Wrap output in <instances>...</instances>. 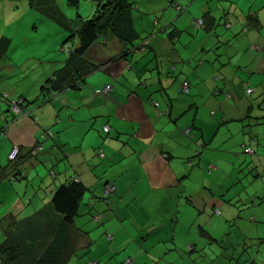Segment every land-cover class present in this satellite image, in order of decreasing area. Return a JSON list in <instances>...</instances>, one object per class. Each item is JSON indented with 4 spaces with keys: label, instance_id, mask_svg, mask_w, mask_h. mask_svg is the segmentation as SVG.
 I'll list each match as a JSON object with an SVG mask.
<instances>
[{
    "label": "crops",
    "instance_id": "crops-1",
    "mask_svg": "<svg viewBox=\"0 0 264 264\" xmlns=\"http://www.w3.org/2000/svg\"><path fill=\"white\" fill-rule=\"evenodd\" d=\"M172 1L174 0H144L154 7L147 6L143 10L146 14L148 11L162 13L161 20L159 21L160 17H156L158 20L152 19L151 26L158 27L163 23V28L168 31L166 38L164 35L140 36L146 38L140 42V47L132 48L110 32L100 36L88 52V57L99 67L86 76L79 87L54 93L46 102L38 101L41 85L55 70L64 66L67 54L63 48L71 45L69 42L58 50L63 53L62 58L55 54L48 56L47 63L44 62L37 68L38 73L32 76L31 89L21 88L18 92L14 90L6 93L8 99L21 97L31 102L25 108L26 115L9 118L7 121H3L2 117L6 115L1 116L0 128L6 129L0 130V148L3 151L0 152V164L7 163L3 162L4 156H7L14 143L20 146L21 154L27 153L38 141L42 146V151L25 159L21 165L25 179L30 176L29 170H33L30 181L22 183L24 179H5L0 183V187L7 188V192L13 193L14 198L22 193L21 200L27 199L18 211V218L30 216L47 205L54 188L67 178L75 176L92 189L86 192L83 202L88 204L94 198L92 201L96 214L101 215L100 212L108 208L110 203L133 205L134 209H129L130 213L133 212V221L140 227L146 223L150 226L144 228L154 231L156 228H164L167 223H161L165 218H158L154 223L153 210L158 212L163 205L180 207L181 179L189 176L185 174L187 165L191 167L193 162L199 164L203 159L200 169L204 176L214 170L228 178L229 174L222 170L228 169L229 173L235 167L246 170L245 165L251 166L248 169L250 172H255L252 174L254 179L264 174V135L257 128L246 131V126L249 127V120L246 119L264 116V89L258 95L263 96L262 100L257 99L247 105L243 103L247 98L245 96L258 94L257 85L264 88V28L257 30L246 27L244 18L247 12L254 13L261 24L264 21V0H226L224 4L223 0H219L215 6L213 2L206 0H176L180 5V13L184 15L188 12L186 20L189 21V26L193 19L210 12L213 23L207 32L214 30L216 36V30L211 27L219 25L231 14L234 25L230 21L224 22L229 24L228 28L241 30L240 36L236 38H240L242 46H247V49L232 59L235 65L233 67H222L223 64L208 54H198V58H194L195 53L191 57L186 56L190 51L187 32L177 30L172 24L175 19L171 22L165 17L173 8L177 9L175 5H171ZM140 3H136L137 9H141ZM157 3L161 7H155ZM144 18L146 19L145 16ZM134 27L139 35L148 28L139 18L135 20ZM163 28L160 27L159 30ZM205 45V40H200L196 48L203 50L202 47H208ZM53 46L52 49L56 50V45ZM156 47L167 51L159 52ZM4 58L10 60L7 55ZM229 59L231 58L226 57L223 62L227 64ZM18 67L24 72L26 69L32 70L34 65L26 63ZM227 67L231 68L230 71ZM10 76H2L0 80L11 79ZM21 76L26 79L24 74ZM236 77L246 79L241 82L243 99L237 97V88H234L233 81ZM184 80L190 84V92L186 94L180 92ZM106 84L111 85L109 94L102 92ZM247 88H252V92L246 94ZM150 97L158 103L157 107L148 101ZM167 110L168 115L163 113ZM211 110H214L212 115ZM232 122L245 123L241 130L234 125L243 135V140L240 141L241 136L237 139L240 141L235 158L237 161L232 159L229 154L232 153L231 149L226 145L227 140L231 141L233 133L230 128H222ZM105 125L108 126L107 132L103 131ZM187 129H190L188 135L185 134ZM42 134L47 139L41 142ZM240 143L250 145L253 152L242 153ZM215 173L214 180L217 177ZM260 180L263 189L264 177ZM105 182L115 186L108 196L107 204L99 199ZM28 185L31 187V197ZM15 193H18L17 196ZM210 195L211 197L207 195L209 200H216L217 195L213 192ZM33 197L36 198L35 202H32ZM219 202L222 207L219 214L224 212L228 221L231 211L226 206L229 205L223 199ZM26 203L30 206L26 207ZM212 203L214 206L216 202ZM204 205L206 206V202ZM101 206H104L103 210ZM99 209L100 212L97 211ZM143 209L147 210L149 216L137 217ZM212 213L214 214V210ZM81 214L82 223L87 222V206H83ZM108 216L109 213L104 214V217ZM150 220H153L151 224ZM3 225L1 222L0 226ZM202 229L208 231L206 228ZM144 241L147 242L146 239Z\"/></svg>",
    "mask_w": 264,
    "mask_h": 264
},
{
    "label": "rangeland",
    "instance_id": "rangeland-1",
    "mask_svg": "<svg viewBox=\"0 0 264 264\" xmlns=\"http://www.w3.org/2000/svg\"><path fill=\"white\" fill-rule=\"evenodd\" d=\"M206 1L213 2L215 6L219 0ZM225 1L223 0V4ZM230 1L237 2L235 0ZM135 2L140 3L141 9L133 11L134 20L139 18L141 23L148 26L143 34L140 33V36L153 35L154 37L159 35L160 37V35H164L166 38L168 31L159 30L160 27L163 28V23H160L158 27L151 26L152 19L155 20L156 17H160V21L163 16L162 13L148 11L149 13L146 14L143 10L147 6H153L145 3L144 0H135ZM157 6L161 7L158 3L155 7ZM92 7L90 0H79L76 6L68 5L67 0H0V37L4 36L10 40V46L5 54L10 60L1 59L0 78L11 75V79L0 80V90L9 93L14 90L18 92L21 88L31 89L32 85L30 83H32L33 74L38 73L37 68L42 63H47L48 56L52 57L55 54L58 58L63 57V53L58 52L61 47L59 44L68 34L73 33V29L77 26L80 18L93 14ZM188 11L190 12V9ZM186 13L183 15L178 8H173L165 15L171 22L175 19V23L172 24L177 30L187 32L186 37H189L190 40L188 42L190 51L186 56L191 57L195 53L194 58H198V54H208L213 56L214 60H218L220 64H223L222 67L226 65L235 66L232 59L236 54L247 49V46L246 44L242 46L240 38H236L241 33L239 28H225L224 20L230 21L234 25L231 14L229 15L230 20L225 18L219 25L214 27L218 34L216 36L213 33L214 30L207 32L204 28L200 30L191 29L188 24L189 21L186 20ZM236 13L238 14V12ZM61 16L66 20V27L58 21ZM157 18L156 20H158ZM261 28H264V21L260 24ZM219 35L228 37L226 39ZM200 40H205V46L208 47H202L203 50L198 48L197 50L196 47ZM69 42L74 43L75 38L73 37ZM54 44L56 50L52 49ZM156 48L159 52L167 51L164 48ZM50 49H52L51 52H49ZM226 57L231 58L227 64L223 62ZM26 63L34 65V67L32 70L26 69L23 72L18 66ZM22 69H25V67H22ZM227 69L230 71L231 68L227 67ZM34 70L35 72H33ZM20 74H24L26 79ZM245 80L244 77L243 79L236 77L233 81L239 99L244 98L242 83ZM258 86V94L251 97L250 95L245 96L247 97L243 101V103H246L245 105L257 99H263V96L258 95L264 88L260 85L256 87ZM182 93L180 94L184 95ZM240 106L241 103L238 107L240 108ZM255 107L257 108V104ZM4 109L5 105L0 103V111ZM214 110L216 111V109ZM246 120H249L247 121L249 127L246 126L248 128L246 131L257 128L260 130V134L264 135V116ZM244 124L232 122V124L222 127L225 130L230 128L233 133L231 141L228 142L227 140L226 145L227 148L231 149L230 152L232 153L229 154L235 161H237L235 158H237L239 142L243 140V135L239 130L244 128ZM234 125L239 130L235 129ZM239 137L240 141L237 140ZM0 152H3L1 148ZM6 157L5 155L4 163L7 162ZM192 158L194 160V157ZM202 160L198 162L199 164L193 162L191 167L187 165V168H185V174H189V176L181 179L180 207L179 205H163L158 212L153 210L154 223L158 218H161V220L165 218L161 221V223H167L164 228L149 231L148 228H144L150 226H147L146 223H143L141 227L138 226L132 219L133 212H129V209L131 211L134 209L133 205L125 206L124 204L110 203L108 208L105 209L104 206H101V209H104L103 211L98 210L101 211V220L96 222L88 218L87 222L82 225L84 228L90 229L89 238L92 240V244L89 251L87 254H82L81 250L68 264H95V262L96 264H129L125 259H131L132 264H264V201H261L264 186H262V189L260 180L264 177V174H260V178L254 179L252 174L255 172H250L248 169L251 166L245 165L246 170L239 167L230 169V173L228 169L222 170L225 171V174H229L228 178H224L222 173H215L214 170L209 173L210 169L208 170L209 174L204 176L200 169ZM216 161L219 164L218 159ZM257 170L259 172V169ZM29 171V178L24 179L22 183H27L33 178V170L30 169ZM214 173L217 175L215 180L213 179ZM30 188V185H28L27 190L31 197ZM6 189L0 187V225L3 222L2 220L8 216L13 217L17 222L26 217L18 218V211L22 209L21 205L27 199L21 200L22 193L18 195V198H14L13 193L11 194L9 191L8 193V189ZM210 192L217 195L216 200H209L207 195L211 197ZM17 194L15 193V196ZM225 196L227 197L224 198ZM220 199H223L229 205L226 206L231 211L228 221H226L224 212L220 214L212 213L215 209L222 210ZM35 201L36 198L33 197L32 202ZM214 201L216 203L212 206ZM204 202H206V206ZM27 206L30 205L26 203ZM105 213H109L107 218L104 217ZM136 216L147 217L149 214L146 209H143ZM153 220H150L149 224ZM80 222V220H76L75 224L80 225ZM201 228H206L208 235L201 231ZM1 231L0 228V238L3 239ZM144 239L147 240L146 243Z\"/></svg>",
    "mask_w": 264,
    "mask_h": 264
},
{
    "label": "trees",
    "instance_id": "trees-1",
    "mask_svg": "<svg viewBox=\"0 0 264 264\" xmlns=\"http://www.w3.org/2000/svg\"><path fill=\"white\" fill-rule=\"evenodd\" d=\"M78 1L79 0H67V4L76 6ZM90 2L93 6V14L88 17L80 18L77 26L73 29V33L71 35L68 34L61 42L60 48L66 43H69L73 37L75 38L74 43H71L69 46L65 45L63 48L64 52L67 54L64 66L55 70L52 75L46 79L44 84L41 85L39 90L40 99H37L38 101L46 102L50 99V95L54 93L60 92L66 88L79 87L85 77L99 67L97 63L93 62L88 57V52L100 36H104L106 33L110 32L124 42H127L132 48L140 47V42L146 38L140 37L139 32L134 27L135 20L133 11L135 9L137 10V2H135V0H90ZM176 3L177 1L174 0L171 5H175ZM181 9L183 10L184 8ZM244 18L246 27L257 30L260 29L259 19L254 13L247 12ZM195 19L202 20L200 26L193 27V20ZM195 19L190 22V27L192 29L198 30L204 28L205 30H210L209 28L213 23L210 12H205L201 17ZM58 21L61 25L66 27V20L62 16ZM216 25H213L211 28H214ZM224 26L228 29L229 24L224 22ZM165 30L166 28L164 27L161 31ZM169 34L173 37L171 33ZM9 46V38L1 36L0 60L6 56L5 54ZM186 82L188 83V81ZM189 88L190 84L188 83V91L184 92V94L189 92ZM109 92L104 94H109ZM180 92H183L182 84ZM18 99L22 98L17 97L8 99L7 94L0 91V103L5 105V109L2 111L3 113L0 111V118L2 115H6L2 116L3 121H7L9 118L14 119V117L17 116L11 111L10 101ZM148 101L151 102L152 105L155 103L156 105H153L154 107L158 106V103L153 101L151 97L148 98ZM30 102L31 100L27 101L26 99H22V103L19 107L23 112ZM213 111L214 110L210 111V115L214 113ZM168 112L169 110L163 111L166 115H168ZM104 127L103 131L107 132L108 128L104 130ZM5 129L6 128H0L1 131H5ZM189 133L190 129L186 135ZM41 136V142L47 139L44 134ZM39 142L40 141L25 154L20 153L21 148L19 145L15 143L12 144V146L16 145L18 147V153L14 160H10L7 157V163L4 165L0 164V183L5 179L13 181L25 179V175L21 171V165L24 163L25 159L35 156L38 152L42 151V146L39 145ZM245 145L252 149L250 145L246 143ZM39 146L41 147L40 149H38ZM242 153L247 154L243 152V150ZM101 154L100 152V155ZM109 185L115 187L113 183L105 182L103 194L99 198L105 204H107L108 196L113 192H106V188ZM90 190L92 191V189L85 186L78 177H70L54 188L47 205L34 211L29 217H25L18 222L10 216L3 219L4 225L3 227L0 226L3 233V239L0 241V264H68L72 258L78 255L79 251L82 250V254H87L92 240L89 238L90 229L82 226L86 222L84 221V223H82L81 221L83 219L80 218L82 216L81 209L84 205L87 206L88 218L96 222L101 218L100 214H96L95 205L92 201L94 198L91 199L88 204L83 202L86 192ZM262 200L264 201V197L261 198V201ZM76 220L81 221L80 225L75 224ZM201 231L208 235L202 228ZM126 260L127 259H125V261Z\"/></svg>",
    "mask_w": 264,
    "mask_h": 264
},
{
    "label": "built area",
    "instance_id": "built-area-1",
    "mask_svg": "<svg viewBox=\"0 0 264 264\" xmlns=\"http://www.w3.org/2000/svg\"><path fill=\"white\" fill-rule=\"evenodd\" d=\"M175 6L177 7V8H179V6H178V4L176 3L175 4ZM201 23H202V20L201 19H195V20H193V27H195V26H200L201 25ZM111 90V86L109 85V84H106V85H104L103 86V89H102V92L103 93H107V92H109ZM182 90L184 91V92H187L188 91V83L186 82V81H184L183 83H182ZM245 92L246 93H251L252 92V88H247L246 90H245ZM10 103H11V111L15 114V115H17V116H21V115H26L27 114V112L26 111H22V109L19 107V105L22 103V99H18V100H11L10 101ZM153 105H156L155 103H153ZM107 126H105L104 127V130H107ZM189 132V129H187L186 131H185V134H187ZM41 147L39 146L38 147V149H40ZM240 148L243 150V152H245V153H252L253 152V150L250 148V147H248V146H246L245 144H240ZM17 153H18V147L16 146V145H13L12 147H11V149H10V151H9V153H8V159H10V160H14V158L16 157V155H17ZM113 189H114V187H113V185H109L107 188H106V192H111V191H113ZM214 212H215V214H219V211L218 210H214ZM127 262L129 263V264H132V261H131V259H127Z\"/></svg>",
    "mask_w": 264,
    "mask_h": 264
}]
</instances>
